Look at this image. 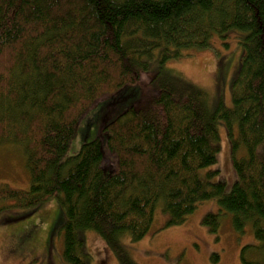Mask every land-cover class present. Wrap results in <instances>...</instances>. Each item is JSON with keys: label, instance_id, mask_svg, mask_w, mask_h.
Masks as SVG:
<instances>
[{"label": "trees", "instance_id": "16d2710c", "mask_svg": "<svg viewBox=\"0 0 264 264\" xmlns=\"http://www.w3.org/2000/svg\"><path fill=\"white\" fill-rule=\"evenodd\" d=\"M232 31L243 53L231 106L210 107L202 87L164 63ZM136 82L140 99L104 126L106 138L66 157L87 111ZM219 122L236 173L228 191L223 179L211 180L218 170L199 173L216 163ZM3 142L22 147L30 186L1 185L0 202L12 203L0 211L56 194L67 264H86L81 229L97 232L120 264H136L121 238H143L158 204L176 225L208 199L236 230L251 223L257 242L242 246L240 260L264 264V0H0ZM202 222L216 231L219 214Z\"/></svg>", "mask_w": 264, "mask_h": 264}, {"label": "rangeland", "instance_id": "374dc122", "mask_svg": "<svg viewBox=\"0 0 264 264\" xmlns=\"http://www.w3.org/2000/svg\"><path fill=\"white\" fill-rule=\"evenodd\" d=\"M235 33H229L225 41L214 35L209 47L185 50L181 56L168 59L164 68L202 87L207 92L210 107L218 102L230 107L231 84L243 53ZM156 65L152 61L147 72L152 74ZM143 89L141 82L127 84L87 111L77 124L65 156L75 155L85 142L98 137L105 139L108 132L103 131L104 126L135 104ZM218 134L220 149L216 163L199 173L205 175L208 171L218 170L211 180L223 179L228 191L236 180V173L230 141L220 122ZM244 152L240 147L236 156L241 157ZM1 185L20 190H27L30 186L25 156L17 143L0 144ZM10 203V200L2 201L0 206ZM209 212L219 214L216 231H211L202 222ZM167 219L168 215L158 204L143 238L137 241H131L127 235L121 238L122 247L136 264H243L240 260L242 246L257 242L251 223L247 222L242 232L236 230L231 223V214L220 211L215 199L198 203L180 224L167 225ZM64 220L65 212L56 194L29 208H4L0 211V264H67L62 257L61 225ZM79 236L83 241L86 264H120L116 254L97 232L81 229Z\"/></svg>", "mask_w": 264, "mask_h": 264}]
</instances>
